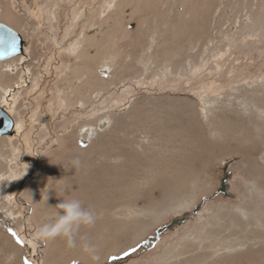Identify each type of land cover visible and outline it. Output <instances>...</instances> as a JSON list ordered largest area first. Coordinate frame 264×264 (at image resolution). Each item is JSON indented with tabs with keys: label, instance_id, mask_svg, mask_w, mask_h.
<instances>
[{
	"label": "rangeland",
	"instance_id": "rangeland-1",
	"mask_svg": "<svg viewBox=\"0 0 264 264\" xmlns=\"http://www.w3.org/2000/svg\"><path fill=\"white\" fill-rule=\"evenodd\" d=\"M4 5L22 28L0 24L23 45L0 61V108L17 124L0 137V264H264V0ZM10 64L18 79L3 77ZM101 120L70 155L72 135ZM46 153L53 201L95 188L76 193L97 219L72 249L34 241L55 213L26 223L17 203Z\"/></svg>",
	"mask_w": 264,
	"mask_h": 264
},
{
	"label": "bare ground",
	"instance_id": "bare-ground-1",
	"mask_svg": "<svg viewBox=\"0 0 264 264\" xmlns=\"http://www.w3.org/2000/svg\"><path fill=\"white\" fill-rule=\"evenodd\" d=\"M99 2V1H98ZM95 6V5H94ZM1 8V7H0ZM2 17V19L4 21L7 22V24L14 26L16 28H22L21 25V20L15 16L14 14H12L8 8L6 7V5H4V10L2 11L0 18ZM5 25V24H4ZM96 28V27H95ZM97 32V31H96ZM73 37V36H72ZM18 56V55H17ZM16 57V56H15ZM13 58V57H12ZM7 60V59H6ZM4 61V60H3ZM100 64V63H99ZM93 65V64H92ZM105 66V64H104ZM91 67V66H90ZM107 68V66H106ZM2 69V67H1ZM6 71L2 70V75L4 78H8V77H16L18 79V73H17V65H7L5 67ZM95 69V68H93ZM98 69V67H97ZM103 71H106L107 69H102ZM110 71V70H109ZM10 72V73H9ZM94 72V71H93ZM102 72V71H101ZM79 73V72H78ZM107 73V72H106ZM98 75V74H97ZM99 77V76H98ZM104 77V76H103ZM106 77V76H105ZM100 79V78H99ZM101 80V79H100ZM96 81V80H95ZM98 82V81H97ZM10 86L13 85H19V84H9ZM20 86V85H19ZM6 89L4 88L3 94H5L6 96ZM84 102V101H83ZM3 110V109H2ZM14 122V121H13ZM107 121H100L97 124H95L94 121H91V123L86 126L87 130H84V133L82 134H78V132L81 130H78L74 135H72L73 137V145L70 147V149L68 150L70 155L74 156V153L76 156H79V154L82 155V152L85 151L83 144L86 142V140L90 141V143H93L95 141V139L101 134V128L106 124ZM66 124V123H65ZM89 126H94L95 128L92 129ZM17 130V124L14 122V126H13V133L16 132ZM103 134V133H102ZM15 135V134H14ZM9 138V137H8ZM8 141V139H7ZM6 141H3V144ZM11 142V141H10ZM0 145H2V142H0ZM10 145V144H9ZM14 146V144H13ZM15 147V146H14ZM60 149V148H59ZM91 150V149H90ZM11 151V150H10ZM96 151V150H95ZM6 152V151H5ZM4 152V153H5ZM68 153V154H69ZM0 155H3L2 152L0 151ZM53 159V155L52 153H46L45 155H43L40 160H39V168L38 166H32V170L28 172L27 174V178H26V188H23V192L20 194V197L17 199V203L19 205H23L24 207V213L27 215L25 216V222L27 223H37L38 221V217L39 214L38 213H56L59 212L60 209L56 208H51V207H55L58 203L61 202V200H66L67 197H70L73 194H69L64 192L63 194H61L60 196L57 197L56 201H53L54 199H51L50 197H48V199L45 201L44 196L47 194L46 190H44V185L43 183H45V179H46V168L48 167V164L50 162V160ZM3 168L2 165L0 164V169ZM4 169V168H3ZM39 171L41 172V175L39 177L36 178V176L39 174ZM50 176V175H49ZM67 178V177H66ZM89 178V177H88ZM5 179V173L0 174V185L3 184V181ZM99 181V180H98ZM95 183V182H94ZM49 184V183H47ZM86 184V185H85ZM81 183H79L78 185H76L77 187H75L73 189V193H74V197L76 198V193L78 194V191H84V192H88L89 195V191H91L94 188V185L92 183H84L85 186H87L86 188L81 185L82 187H80ZM96 185V184H95ZM1 187V186H0ZM98 187V186H97ZM68 189V188H67ZM71 189V188H70ZM52 190L51 188L47 189V191ZM53 191V190H52ZM93 191V190H92ZM63 192V191H62ZM61 192V193H62ZM68 194V195H67ZM50 195V194H49ZM52 195V194H51ZM91 195V194H90ZM48 196V195H47ZM56 196V195H55ZM53 197V196H51ZM72 197V196H71ZM70 197V198H71ZM87 197V196H86ZM87 199V200H86ZM85 200L87 202H90L91 200H89L90 198H86ZM93 202V201H92ZM91 202V203H92ZM95 202V201H94ZM100 205V204H99ZM102 211V210H101ZM41 226V225H40ZM94 226V225H93ZM48 245V244H47ZM53 250V249H52ZM52 253V252H51ZM55 254V253H54ZM53 254V255H54ZM47 256V255H46ZM52 256V255H51ZM49 261V260H48ZM47 261V262H48ZM52 262V261H51Z\"/></svg>",
	"mask_w": 264,
	"mask_h": 264
},
{
	"label": "clouds",
	"instance_id": "clouds-1",
	"mask_svg": "<svg viewBox=\"0 0 264 264\" xmlns=\"http://www.w3.org/2000/svg\"><path fill=\"white\" fill-rule=\"evenodd\" d=\"M79 164V160L73 161ZM45 201L48 199L47 194L44 196ZM60 209L56 212L55 218L50 223H44L38 227L34 234V241H50L56 238H62L66 246L72 249L77 246V236L82 227H91L95 224L97 215L94 210L86 208L83 202L77 198L61 200L55 207ZM81 251L90 259H99L98 248L95 244L87 241H81L79 245Z\"/></svg>",
	"mask_w": 264,
	"mask_h": 264
},
{
	"label": "water",
	"instance_id": "water-1",
	"mask_svg": "<svg viewBox=\"0 0 264 264\" xmlns=\"http://www.w3.org/2000/svg\"><path fill=\"white\" fill-rule=\"evenodd\" d=\"M15 41V51L11 54H6L3 58H0V61L10 59L22 53L23 41L21 37L9 27L0 24V51L8 53L9 45L12 41ZM14 122L11 117L0 108V137L1 136H10L13 134ZM226 184L222 183L220 189L221 192L225 191Z\"/></svg>",
	"mask_w": 264,
	"mask_h": 264
},
{
	"label": "snow or ice",
	"instance_id": "snow-or-ice-1",
	"mask_svg": "<svg viewBox=\"0 0 264 264\" xmlns=\"http://www.w3.org/2000/svg\"><path fill=\"white\" fill-rule=\"evenodd\" d=\"M15 41L13 40L10 45H9V50L8 53H5L3 51H0V58H3L6 54H11L14 53L15 51ZM13 236H15V233H12ZM17 243H22L18 238H17Z\"/></svg>",
	"mask_w": 264,
	"mask_h": 264
}]
</instances>
